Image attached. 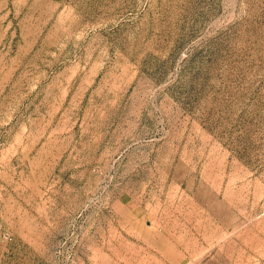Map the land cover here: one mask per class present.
I'll use <instances>...</instances> for the list:
<instances>
[{
    "label": "rangeland",
    "instance_id": "374dc122",
    "mask_svg": "<svg viewBox=\"0 0 264 264\" xmlns=\"http://www.w3.org/2000/svg\"><path fill=\"white\" fill-rule=\"evenodd\" d=\"M0 264H264V0H0Z\"/></svg>",
    "mask_w": 264,
    "mask_h": 264
}]
</instances>
